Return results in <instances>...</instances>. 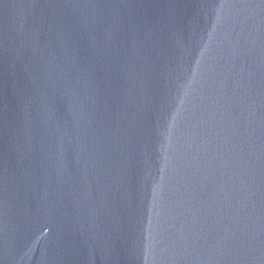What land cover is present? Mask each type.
I'll use <instances>...</instances> for the list:
<instances>
[{
    "label": "water",
    "instance_id": "obj_1",
    "mask_svg": "<svg viewBox=\"0 0 264 264\" xmlns=\"http://www.w3.org/2000/svg\"><path fill=\"white\" fill-rule=\"evenodd\" d=\"M0 264H264V0H0Z\"/></svg>",
    "mask_w": 264,
    "mask_h": 264
}]
</instances>
